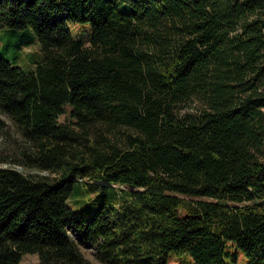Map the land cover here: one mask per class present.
<instances>
[{
	"label": "trees",
	"instance_id": "obj_1",
	"mask_svg": "<svg viewBox=\"0 0 264 264\" xmlns=\"http://www.w3.org/2000/svg\"><path fill=\"white\" fill-rule=\"evenodd\" d=\"M26 26L34 69L0 57L18 135L0 167V264H96L81 244L103 264H264V0H0V29ZM83 178L118 194L77 215Z\"/></svg>",
	"mask_w": 264,
	"mask_h": 264
},
{
	"label": "rangeland",
	"instance_id": "obj_2",
	"mask_svg": "<svg viewBox=\"0 0 264 264\" xmlns=\"http://www.w3.org/2000/svg\"><path fill=\"white\" fill-rule=\"evenodd\" d=\"M67 27L75 38L87 39L90 34L89 23H67ZM0 57L7 60L13 65L20 66L26 71L34 69L35 63L41 59L40 44L35 31L31 26L21 29H12L3 27L0 29ZM198 106L197 102H190L182 105L181 112L194 111ZM64 113L59 116L60 121L67 118ZM0 118L6 123V127L0 130V167L10 164V161L16 160V140L18 135L9 119L0 114ZM5 160V161H4ZM24 173H33L35 170L22 168ZM43 173V172H42ZM85 178L77 181L75 187L70 191L66 203L71 207L72 211L80 216H85L94 211L98 206V202L103 198L107 201L114 200V193L118 194L115 187H104L102 185L89 188ZM103 197H99V195ZM80 249L86 258L96 264H103L95 257V249L89 244H81ZM15 264H39L38 255L36 253H26ZM167 264H192V259L187 252H170ZM237 264H247V260L241 251H238Z\"/></svg>",
	"mask_w": 264,
	"mask_h": 264
}]
</instances>
